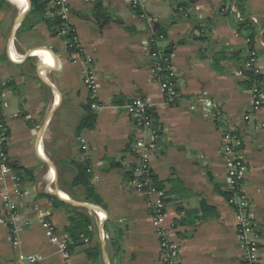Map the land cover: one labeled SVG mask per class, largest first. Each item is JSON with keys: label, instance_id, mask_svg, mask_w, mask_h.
I'll use <instances>...</instances> for the list:
<instances>
[{"label": "crops", "instance_id": "crops-1", "mask_svg": "<svg viewBox=\"0 0 264 264\" xmlns=\"http://www.w3.org/2000/svg\"><path fill=\"white\" fill-rule=\"evenodd\" d=\"M101 1L109 17L98 16L94 0H66L81 45L77 53L64 37L51 34L32 12L30 0H0V113L15 167L0 180V190L18 205L13 220L0 204V264H64L40 215L65 234L71 214L48 196L91 218L90 233L80 237L71 264H159L160 230L177 244L178 264H248L235 210L216 189L217 184L229 191L222 143L231 130L243 138V188L258 233L259 264H264V105L253 109L252 91L240 74L250 50L247 31L236 30L240 20L231 10L235 6L255 25L254 49L264 70L259 44L264 40V0H192L201 21L194 13H176L171 0H149L144 16L129 0ZM52 10L48 2L46 15ZM197 22L204 30L201 38L193 30ZM157 28L163 29L162 37L154 34ZM152 37L159 47L173 48L179 89L174 104L165 99L154 70ZM216 54L225 56L220 71L212 64ZM89 67L97 82L95 96L84 83ZM139 96L151 99L160 132L149 158L168 197L159 221L151 208L158 193L137 189L127 175L137 166L130 145L141 134L123 105ZM90 98L99 108L87 109ZM90 111L95 114L92 126L78 130ZM84 161L91 168V201H85L86 186L73 183V163ZM14 174L21 177L22 196L14 192ZM16 225L22 227L17 243ZM19 254L39 259L21 261Z\"/></svg>", "mask_w": 264, "mask_h": 264}, {"label": "built area", "instance_id": "built-area-1", "mask_svg": "<svg viewBox=\"0 0 264 264\" xmlns=\"http://www.w3.org/2000/svg\"><path fill=\"white\" fill-rule=\"evenodd\" d=\"M149 0H129L130 6L132 8L140 7L143 8ZM49 3L55 9V12L60 14L67 24L70 23L69 19V7L66 4V0H49ZM199 6L193 4L190 12L194 13V17L201 21L203 19L202 15L199 13ZM231 10L236 12L239 20L244 18L238 12L235 6L231 7ZM144 16V13L141 15ZM67 34V29L63 28L59 30V35L65 37ZM162 37V35H160ZM249 43L250 39L246 38ZM155 42V38L150 39L151 45ZM259 44L264 47V40L260 38ZM68 48L72 52L79 53L81 51V45L77 34L73 39L68 40ZM152 47V46H151ZM33 53V51H32ZM155 72H160L165 68L171 76L175 75L172 70L171 55L164 54V49H159V55H154ZM163 63V66H162ZM248 67H252L256 73L263 74L264 70L260 68L257 64V51L255 49L249 51V61L246 63ZM240 74L246 78L243 71ZM164 91V96L167 101H173L179 96V91L174 87L173 84L169 83L167 80H159ZM84 83L91 92L92 96L97 93V82L95 78L94 71L89 67L84 72ZM253 95V109L257 110L259 107L264 105V86L260 88L259 85H254L251 89ZM152 101L149 97H134L130 101L123 105L126 112L132 117L133 123L138 133L141 134L133 143V150L137 155L135 168L136 177L132 181L134 186L142 191H155L159 195V200L155 205H152L153 217L156 221H159L167 207V203L164 201L165 193L164 191H157L155 189L144 190V185H150L151 179L149 177L145 178V182H141L139 177L145 176L151 169L149 166V158L151 153L156 148V138L158 137V126L154 125V119L151 114ZM97 102H93L91 107L93 109L99 108ZM247 118V117H246ZM149 134V137L147 135ZM8 127L0 113V180L5 181L13 172L10 165L11 159L9 156L7 144H8ZM82 148L86 149L85 139L81 138ZM222 152L226 162L227 171V184L228 190L233 193V196L228 200L229 204L233 207L236 213L237 224H238V240L242 243L244 248V258L248 264H259V254H258V233L255 229V224L253 221V213L251 210L250 202L244 192V173L247 169L246 161L243 155V138L240 134H233L232 131H226L223 136ZM14 177V192L22 196L21 192V177L17 174ZM0 204L1 207L9 214V216L14 220L18 218V205L11 198L10 194L5 190H0ZM97 215L99 213L97 212ZM46 214H41L40 218L44 221L47 226V235L50 242L56 245L61 252L64 254V264H71L70 255L71 252L68 250V235L58 234L54 227L46 221ZM22 230L20 225H16L14 229V242H18V233ZM160 243H161V253H160V263L159 264H178V246L170 238V235L166 231H159ZM19 260H26L30 263H35L39 257L34 254H19Z\"/></svg>", "mask_w": 264, "mask_h": 264}, {"label": "trees", "instance_id": "trees-1", "mask_svg": "<svg viewBox=\"0 0 264 264\" xmlns=\"http://www.w3.org/2000/svg\"><path fill=\"white\" fill-rule=\"evenodd\" d=\"M31 1V8L32 12H35L39 15L40 19L43 20L46 25L48 26L50 32L52 35H59V30L60 29H67V34L65 35L64 39L68 42V40L73 39V37L77 34L74 30V27L72 24H67L65 20L61 17L60 14L55 12V9L53 8L51 12V16L46 15V7L49 2V0H30ZM172 2H175V12L181 14V16L185 17H191L192 14L190 12L193 2L192 0H171ZM95 6L94 10L98 14L100 18L103 17H109V13L104 9L102 1L101 0H94ZM136 12L137 15H142L144 13L143 9L140 7L133 8ZM32 27V25H30ZM235 28L238 32H241L242 30L247 31L246 37L250 39L249 42V50H253L255 46V38L257 35V31L255 29V25L253 24L252 20L250 17H246L243 20L237 21L235 24ZM195 31L198 33V37L201 38L202 36V25L200 22H197L196 26L194 27ZM196 33V34H197ZM155 35H161L163 34V29L162 28H157L156 32L154 33ZM194 37L196 35H193ZM264 36V34H263ZM179 44L185 43V40L178 41ZM151 54L154 55H159V47L156 43V41L151 45ZM164 49V54L171 55L173 48L171 46H167ZM216 54L213 57V67L215 70L220 71V61L225 58L224 55ZM249 61V56L246 58L244 66L241 67V71L246 76V79L243 81L244 85L252 89L254 85H259L260 88H263V81H264V75L256 73L255 70L252 67H248L245 65ZM163 66V63H162ZM157 79L158 80H167L169 83L173 84L174 87H176L177 90V76L173 75L171 76L165 68L161 70L160 72L156 73ZM177 101V98L174 99L173 101H168L170 104H174ZM96 102L95 98H90L87 109H91V103ZM95 120V114L90 111L89 115L83 118L78 126V130H82L84 127L87 126H92V122ZM154 125L157 127L158 122L154 119ZM233 134H238L237 131L231 130ZM158 136L160 135L159 129H158ZM130 150L134 152L133 150V143L130 145ZM135 153V152H134ZM74 167L76 169V175L74 177L73 183L76 185L78 184H83L86 186V199L85 201H91L93 200V187L91 183L89 182V178L91 177V168L88 165L87 161L84 162H75L73 163ZM10 165L12 169L15 167L13 166L12 162H10ZM135 168L136 165L133 166V169L129 172H127V175L129 177V180L132 182L134 178L136 177L135 174ZM149 177L151 179V184L150 185H144V190H150L155 189L157 191H164L165 193V198L164 201L167 203L168 197H167V192L164 189L163 182L158 180L156 175L153 173L152 170H150L145 176L139 177L141 182H145V178ZM216 189L218 192H221L227 200H229L232 196L233 193L230 191H221L216 184ZM54 203L55 206H64L67 207L70 211V217H69V225L66 226L65 228V233L68 235L69 241H68V250L72 253L74 247L78 245V241L80 240V237L83 235H89L90 233V226H91V218L87 215V213L83 211H79L78 209H70L72 208L71 205H68L62 201H57L54 197L48 196Z\"/></svg>", "mask_w": 264, "mask_h": 264}, {"label": "rangeland", "instance_id": "rangeland-1", "mask_svg": "<svg viewBox=\"0 0 264 264\" xmlns=\"http://www.w3.org/2000/svg\"><path fill=\"white\" fill-rule=\"evenodd\" d=\"M60 170H61V169H60ZM62 170H64V169H62ZM66 174H67V173H65V175H63V176H64L63 178H65V179H68L67 177H65V176H66Z\"/></svg>", "mask_w": 264, "mask_h": 264}, {"label": "water", "instance_id": "water-1", "mask_svg": "<svg viewBox=\"0 0 264 264\" xmlns=\"http://www.w3.org/2000/svg\"><path fill=\"white\" fill-rule=\"evenodd\" d=\"M107 21V20H106ZM79 205L83 204V203H78Z\"/></svg>", "mask_w": 264, "mask_h": 264}, {"label": "bare ground", "instance_id": "bare-ground-1", "mask_svg": "<svg viewBox=\"0 0 264 264\" xmlns=\"http://www.w3.org/2000/svg\"><path fill=\"white\" fill-rule=\"evenodd\" d=\"M44 58V57H43Z\"/></svg>", "mask_w": 264, "mask_h": 264}]
</instances>
